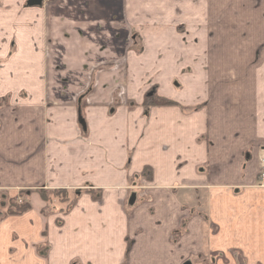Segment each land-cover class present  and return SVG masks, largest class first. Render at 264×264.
I'll use <instances>...</instances> for the list:
<instances>
[{
	"label": "crops",
	"instance_id": "0c3cea01",
	"mask_svg": "<svg viewBox=\"0 0 264 264\" xmlns=\"http://www.w3.org/2000/svg\"><path fill=\"white\" fill-rule=\"evenodd\" d=\"M27 2L0 0V14L27 19ZM49 3L38 4L42 51L75 50L64 60L76 66L72 81L86 71L85 49L61 36L60 10ZM246 14H264V0ZM257 65L264 69V54ZM93 67L84 90H0V197L25 193L30 205L0 221V264H264V75L229 88L219 80L183 99L147 93L173 104L130 106L112 85L116 72L94 76ZM145 169L147 185L138 182ZM41 190L75 200L50 207Z\"/></svg>",
	"mask_w": 264,
	"mask_h": 264
},
{
	"label": "rangeland",
	"instance_id": "374dc122",
	"mask_svg": "<svg viewBox=\"0 0 264 264\" xmlns=\"http://www.w3.org/2000/svg\"><path fill=\"white\" fill-rule=\"evenodd\" d=\"M27 1V19H21L20 14H7L9 18L4 20L0 14V49L5 42L11 44L9 50H0L1 91L71 90L74 85L84 90L94 66V76L98 70L116 72L112 85L122 91L120 96L130 106H145L160 101L147 99V93H176L183 99L191 93L207 95L219 80L228 81L221 85L229 88L244 85L240 83L244 75H264L263 65H257L264 54V14H246L251 3L254 7L260 0H47L50 10L54 5L60 10L61 36L67 33L74 44L85 49L82 55L86 53V71L72 81L76 66H66L64 60L75 55V50L42 51L47 29L36 26L43 13L39 5L31 6V0ZM48 15L52 17L51 13ZM49 18H45L46 27L52 21ZM22 20L28 21L29 30L26 26L23 31L17 28ZM5 23L14 34L4 31ZM25 41L28 49L16 50ZM88 52L94 57L90 59ZM59 55L60 65L56 63ZM95 55L103 58L96 59ZM101 60H108L109 64L102 67ZM114 62L120 63L115 66ZM54 67L59 72H54ZM55 73L61 76L58 81ZM205 137L208 142V135ZM151 181L150 174L138 180L143 185ZM0 199V221L22 215L11 214L14 211L8 210V197ZM54 200L57 199H49L48 206L52 207ZM71 200H75L74 196L68 195L66 203ZM32 203L36 205V200ZM66 203L62 208L72 205ZM50 213L49 208L42 211L47 217ZM221 261L228 263L229 259Z\"/></svg>",
	"mask_w": 264,
	"mask_h": 264
},
{
	"label": "trees",
	"instance_id": "16d2710c",
	"mask_svg": "<svg viewBox=\"0 0 264 264\" xmlns=\"http://www.w3.org/2000/svg\"><path fill=\"white\" fill-rule=\"evenodd\" d=\"M149 104L169 106V105H172L173 103L169 101H165V100L163 101L160 100L159 102H150ZM146 171L148 170H145L143 172V176H147L145 175L147 173ZM38 193L41 199L47 204L50 203L49 199H59V201H61L62 203H66L68 201V192L65 190H54L52 192L41 190ZM17 197L18 198L11 199L9 202L8 210L14 211V212H11V214H23L29 211L30 205L27 202L28 198L26 197V194L20 193ZM19 200L20 202H18Z\"/></svg>",
	"mask_w": 264,
	"mask_h": 264
},
{
	"label": "built area",
	"instance_id": "2783aa9c",
	"mask_svg": "<svg viewBox=\"0 0 264 264\" xmlns=\"http://www.w3.org/2000/svg\"><path fill=\"white\" fill-rule=\"evenodd\" d=\"M260 186H264V155L261 157V170L258 175Z\"/></svg>",
	"mask_w": 264,
	"mask_h": 264
},
{
	"label": "water",
	"instance_id": "95a60500",
	"mask_svg": "<svg viewBox=\"0 0 264 264\" xmlns=\"http://www.w3.org/2000/svg\"><path fill=\"white\" fill-rule=\"evenodd\" d=\"M40 1L41 0H31L30 2H29V5H38L39 3H40Z\"/></svg>",
	"mask_w": 264,
	"mask_h": 264
},
{
	"label": "flooded vegetation",
	"instance_id": "af4514ba",
	"mask_svg": "<svg viewBox=\"0 0 264 264\" xmlns=\"http://www.w3.org/2000/svg\"><path fill=\"white\" fill-rule=\"evenodd\" d=\"M147 99H148V96H147Z\"/></svg>",
	"mask_w": 264,
	"mask_h": 264
}]
</instances>
